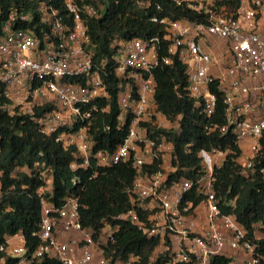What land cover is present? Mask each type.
Returning <instances> with one entry per match:
<instances>
[{
	"label": "built area",
	"instance_id": "built-area-1",
	"mask_svg": "<svg viewBox=\"0 0 264 264\" xmlns=\"http://www.w3.org/2000/svg\"><path fill=\"white\" fill-rule=\"evenodd\" d=\"M172 1L200 15L201 21L151 20L166 30L168 56L160 55L158 37L112 44L116 49L111 73L119 79L116 127L127 126L125 138L113 152L95 151L90 133L94 116L108 111V107L100 108L99 102L110 98V71L104 62H94L84 24L86 19L100 15L93 2L64 0L71 23L63 21L51 7L41 6V21L49 27L42 42L29 32L4 25L0 35V87L7 104L3 110L11 117L33 116L41 135L53 138L64 149L74 147L81 162L72 168L130 163L135 170L129 190L131 207L115 220L129 223L146 238L157 241L152 259L160 255L168 257L169 264H211L212 257H226L228 250L229 259L242 253L243 264H264L255 253L256 243L234 216L221 212L215 198L214 171L222 167L227 151H199L193 180L187 176L193 169L178 167L173 144L162 135L151 138L148 133L152 127L177 129L176 122L171 125L156 110L152 75L157 66L168 65L170 57L176 56L185 66L189 98L208 118L216 107L209 86L217 84L225 116V125L218 130L222 135L229 131L241 150L236 159L239 175L247 180L256 174L264 178V168H256L264 132V0ZM20 19L27 21L29 16L23 14ZM44 107L51 109L34 117L36 110ZM108 129L105 126L104 131ZM1 177L0 171V190ZM40 177L39 246L27 256L19 234L13 237L17 241L14 245L8 243L12 238L0 245V254L18 259V264L41 258L62 264H111L115 251L110 249L119 225L105 223L98 231L82 228L78 199L67 197L59 207L48 203L52 174L45 168ZM193 199H199L196 206ZM253 238L263 239L256 232ZM136 261L137 257L130 256L127 260L117 258L113 264ZM0 262L4 264L5 258Z\"/></svg>",
	"mask_w": 264,
	"mask_h": 264
},
{
	"label": "trees",
	"instance_id": "trees-1",
	"mask_svg": "<svg viewBox=\"0 0 264 264\" xmlns=\"http://www.w3.org/2000/svg\"><path fill=\"white\" fill-rule=\"evenodd\" d=\"M93 2L100 10L96 18L84 21L93 47L95 63L104 62L110 76L108 79V101L99 102L107 112L97 113L90 126L95 141L94 150L113 152L126 136L127 126L116 127L119 114L117 105L119 79L111 73L114 41L148 39L158 37L160 55L168 56L166 30L157 21L189 20L199 22L200 15L177 6L172 0H84ZM149 2V6L140 3ZM41 6L51 7L67 23L64 0H0V35L4 25L12 30H22L37 36L42 42L48 32L47 23L41 21ZM29 19L22 21L20 16ZM12 17V19H11ZM155 80V107L169 122H176V130L149 128V137L164 136L173 144L178 167L193 169L187 176L195 179L199 167L197 154L201 150L227 151L222 167L214 171L213 189L223 214L234 216L245 229L248 238L256 243L255 253L264 261V238L255 240L256 226L264 233V178L256 174L252 180L239 175L236 159L241 150L234 136L228 131L220 134L225 125L224 105L217 84H210V92L216 97V107L211 117H206L201 108L189 98L185 66L176 56L170 57L168 65H159L152 71ZM7 104L0 87V245L7 239L22 235L27 256L39 246L36 233L41 220V206L37 190L43 185L40 172L48 168L52 174V191L46 195L48 203L59 207L67 197H76L79 203V222L82 228L98 231L103 224L119 225L116 241L110 250L111 264L118 258L127 260L137 257L134 264H169L166 256L152 259L158 243L143 236L129 223L115 218L131 207L129 190L132 188L135 170L130 163H119L98 169H82L81 159L74 147L62 148L51 137L39 133L33 116H9L3 107ZM51 108L36 110L34 117L43 116ZM105 126L109 129L104 131ZM210 130V131H209ZM262 155L256 168H264V132L260 140ZM35 163H39L35 167ZM155 170V166L152 167ZM26 169V170H24ZM93 172H96L93 176ZM190 199L193 197L190 196ZM199 199H193L196 206ZM109 250V252H110ZM108 254L110 255V253ZM4 264H18V259L6 257ZM231 259L212 257L211 264H230ZM31 264H62L56 259L41 258ZM186 264H195L193 261Z\"/></svg>",
	"mask_w": 264,
	"mask_h": 264
},
{
	"label": "crops",
	"instance_id": "crops-1",
	"mask_svg": "<svg viewBox=\"0 0 264 264\" xmlns=\"http://www.w3.org/2000/svg\"><path fill=\"white\" fill-rule=\"evenodd\" d=\"M8 243L14 245L15 243H17V241L12 238V239L9 240ZM225 255H226L227 258H229V256H231V252L227 250ZM243 258H244V256H243L242 253L241 254H236L234 256V258L231 259L232 262L230 264H234L235 262H240V264H243ZM0 264H2V263L0 262Z\"/></svg>",
	"mask_w": 264,
	"mask_h": 264
},
{
	"label": "rangeland",
	"instance_id": "rangeland-1",
	"mask_svg": "<svg viewBox=\"0 0 264 264\" xmlns=\"http://www.w3.org/2000/svg\"><path fill=\"white\" fill-rule=\"evenodd\" d=\"M170 123L172 125L173 122ZM255 232L257 237L264 238V233L259 229V226H256ZM234 264H240V262H235Z\"/></svg>",
	"mask_w": 264,
	"mask_h": 264
}]
</instances>
